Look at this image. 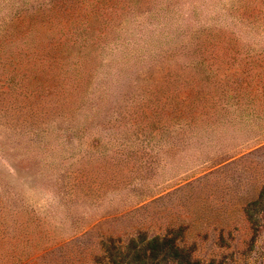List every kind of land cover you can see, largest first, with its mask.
Instances as JSON below:
<instances>
[{
	"label": "rangeland",
	"instance_id": "1",
	"mask_svg": "<svg viewBox=\"0 0 264 264\" xmlns=\"http://www.w3.org/2000/svg\"><path fill=\"white\" fill-rule=\"evenodd\" d=\"M156 238L264 264V0H0V264Z\"/></svg>",
	"mask_w": 264,
	"mask_h": 264
},
{
	"label": "trees",
	"instance_id": "2",
	"mask_svg": "<svg viewBox=\"0 0 264 264\" xmlns=\"http://www.w3.org/2000/svg\"><path fill=\"white\" fill-rule=\"evenodd\" d=\"M258 223V222H257ZM256 223V224H257ZM256 228V227H255ZM169 241H160L158 238H156L154 241H151L148 243V247L145 249L146 255H149L152 257V249L153 248H159V251L161 253V262L164 261L162 264H166L168 259L172 258L173 262L175 264H198L199 261H191V252L187 251L185 252L183 249H180L179 247H175L174 244L169 246ZM134 258H141L140 254L137 256L135 255ZM172 262V261H171ZM117 264H120V261H117ZM150 264H154L153 262Z\"/></svg>",
	"mask_w": 264,
	"mask_h": 264
}]
</instances>
